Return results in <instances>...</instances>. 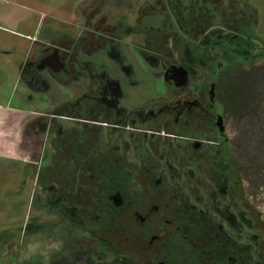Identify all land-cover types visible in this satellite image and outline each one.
Listing matches in <instances>:
<instances>
[{
	"label": "flooded vegetation",
	"instance_id": "1",
	"mask_svg": "<svg viewBox=\"0 0 264 264\" xmlns=\"http://www.w3.org/2000/svg\"><path fill=\"white\" fill-rule=\"evenodd\" d=\"M94 1L86 9L96 12ZM202 1L168 5L163 25L144 22L143 10L124 25L165 82L142 102L123 38L95 35L105 17L89 38L30 46L29 89L57 83L74 96L29 120L42 149L25 167L35 210L26 228L70 238L77 264H264V210L242 175L241 92L226 67L259 37L243 33L239 0H210L233 13L214 24Z\"/></svg>",
	"mask_w": 264,
	"mask_h": 264
},
{
	"label": "rangeland",
	"instance_id": "2",
	"mask_svg": "<svg viewBox=\"0 0 264 264\" xmlns=\"http://www.w3.org/2000/svg\"><path fill=\"white\" fill-rule=\"evenodd\" d=\"M90 1L35 0L38 10H34L31 13L34 26L32 29L26 31L35 36L38 41H31L27 47V52L33 43H48L52 39H60L62 36L70 35L74 38H89L93 26L101 18L105 17L103 21H99L102 26L95 29V35H101L102 37V34L107 32V28L112 32H109L112 37H116L117 35V37L123 38L124 43L121 44L122 50L128 55V59L138 70L141 82L144 85L139 93L141 95L139 101L142 102L156 94L165 93V82L156 76L154 70L138 53L136 43L134 42L137 36L135 33L130 34L126 32L124 25H129L134 21L137 10H143L145 13L144 22L151 21L155 24L163 25V20L169 21L171 17L168 5L174 10L181 9L178 5L181 4L183 6L184 0H99L97 2L95 0L93 5L97 4L99 8H102L100 12H97V5L95 6L96 12L90 8L86 9L89 4H92ZM239 1L240 7L245 11L244 17L246 22L242 25L245 35L252 38L259 37L258 44L263 45L264 0ZM204 5H206V8H203L204 12L216 13L215 7L210 0H206ZM1 7L3 10L4 7ZM158 9H161L159 14H147ZM251 12H253L252 15ZM251 20H253L252 23H250ZM2 23L8 25L7 23ZM36 23H39L38 27ZM2 33L0 31V34ZM8 48H11V46ZM257 66L260 69L256 68ZM246 67L243 68L242 73L245 72L247 74L254 71V73L260 72L263 74L264 72L261 63L257 65L249 64ZM242 82L240 84L242 99L246 101V98H249L250 105L263 103L264 84L256 87L255 82H251V78ZM18 83L21 88L25 86L27 89L25 92H22L19 91V88H16L15 101H18L17 105H22L27 109L37 112L52 110V107L59 102L70 100L74 96V89L62 84H52L50 89L38 93L35 90H30L23 80H19ZM250 87L254 89L251 88V92L248 93ZM25 96H27L26 101ZM245 113L247 114L248 111ZM261 113H264V108L261 109ZM251 120L254 126L256 121L252 117ZM245 121L246 118L241 122ZM245 129L250 131L249 133L256 132L252 126H244ZM260 136L263 135L258 132L249 136L245 135L243 139L245 140L243 141V146L247 150L242 157L245 163L253 169L256 167L254 163L256 162L255 154L259 152L258 150H260V146L262 145ZM16 167L18 171L13 173V177L17 178V183L21 185L17 184L16 188H12L11 185H14V182H10V187L4 186L7 185L6 180H1L0 182V264H77V261L81 260L83 254L72 247H68V244L71 246L72 240L70 241V238L34 233L31 228H26L29 218L32 216L31 213L35 212L29 203L32 184H30L31 182L24 172V166L17 163ZM258 207L264 210V205L257 203ZM256 215L259 216L258 213ZM260 218L259 216L258 219ZM257 237H259V233Z\"/></svg>",
	"mask_w": 264,
	"mask_h": 264
},
{
	"label": "crops",
	"instance_id": "3",
	"mask_svg": "<svg viewBox=\"0 0 264 264\" xmlns=\"http://www.w3.org/2000/svg\"><path fill=\"white\" fill-rule=\"evenodd\" d=\"M36 5L35 0H0V31L3 32L0 34V182L6 180L5 187H10L14 182L11 186L16 188L17 178L13 177V173L18 171L16 164L24 166L25 172L28 160L38 159L42 149V134H38V141L34 142L28 123L32 117L42 115L43 112L27 109L15 101L16 88L22 92L27 89L25 86L21 88L18 81L23 80L29 87L22 78L27 47L31 41L38 40L26 30L34 26L31 13L38 10ZM24 98L26 101L27 96ZM32 152L37 154L36 158L32 157Z\"/></svg>",
	"mask_w": 264,
	"mask_h": 264
},
{
	"label": "trees",
	"instance_id": "4",
	"mask_svg": "<svg viewBox=\"0 0 264 264\" xmlns=\"http://www.w3.org/2000/svg\"><path fill=\"white\" fill-rule=\"evenodd\" d=\"M185 2L186 0H184V3H183L184 5H185ZM192 2H193L194 8L198 7L199 10L202 9V6H201V3H203L202 0H192ZM228 4L230 3L226 4L227 8L229 10H232L231 8H229ZM227 8H225V10L223 8V11L221 12L217 8L215 9L216 13L207 12L209 15L210 21H211L210 23L214 24L218 22V19L221 17H218L217 15L221 16L223 14V16L224 15L227 16V13H226V10H228ZM232 8L234 9L233 6ZM239 10L240 12L242 11L245 12L243 8H240ZM232 14L233 13H231L230 16L228 15L229 19H231ZM223 19L226 21L225 17H223ZM242 31L244 33V30ZM230 58H231L230 60H226V67H228L230 70L228 79L231 84H235L240 88V84L243 83L242 81H245L248 78H251V82H255L256 87H259L264 84V72L263 74L260 72L254 73V71L251 73H247V74L245 72L242 73L243 68H247L246 66L249 64L257 65L261 63V66H263L264 68V44L260 45L258 44V42H254V41H252V43L250 44H243V46H241L238 50L232 51V54H230ZM256 68H259V66H257ZM251 88L252 87H250L248 93L251 92ZM240 98H241V108H240L241 121H243V119L246 118L245 122H241L242 138L240 142V161H241L240 163L242 167V175H244L246 180L250 182L251 191L252 193H254L257 203L264 205V115H263L264 113H261V109L264 108V106H259V105H264V101L263 103L258 104V105L256 104L250 105L249 98H246V101L242 99V92H241ZM247 111L248 113L246 114L245 112ZM251 117L255 119L256 121L254 126L252 125ZM244 126H252L253 128H255L256 132L249 133L250 131L246 129L244 130ZM258 132L261 135H263V136H260L262 145L260 146V150H258L259 152L255 154L256 162L254 163L256 164V167L253 169V168H250V166L245 163L242 157L244 152H246L247 150L246 147L243 146V141H245L243 139L245 135L249 136L251 134H257Z\"/></svg>",
	"mask_w": 264,
	"mask_h": 264
}]
</instances>
